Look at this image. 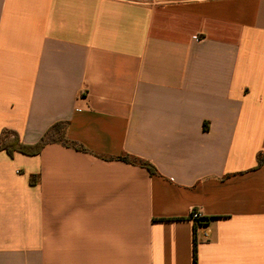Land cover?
<instances>
[{
    "label": "crops",
    "instance_id": "0c3cea01",
    "mask_svg": "<svg viewBox=\"0 0 264 264\" xmlns=\"http://www.w3.org/2000/svg\"><path fill=\"white\" fill-rule=\"evenodd\" d=\"M60 123L0 152V264H264V0H0V136Z\"/></svg>",
    "mask_w": 264,
    "mask_h": 264
},
{
    "label": "trees",
    "instance_id": "16d2710c",
    "mask_svg": "<svg viewBox=\"0 0 264 264\" xmlns=\"http://www.w3.org/2000/svg\"><path fill=\"white\" fill-rule=\"evenodd\" d=\"M65 128L66 126L63 123L54 125L45 133V135L39 140V142L34 145H27L23 143L18 133L6 130L2 132L0 136V152L5 151L11 157H13L16 153L24 154L27 156H36L39 155L47 145L52 143H62L65 146H72V144L64 139ZM73 147L78 150H83V148L79 146ZM121 160L128 164L138 165L146 168L151 175H157V171L154 166H152L148 162L129 156H125ZM258 162L259 165H262L264 163V156H260ZM199 222L200 220L196 223ZM194 264H198L197 243H195L194 247Z\"/></svg>",
    "mask_w": 264,
    "mask_h": 264
},
{
    "label": "built area",
    "instance_id": "2783aa9c",
    "mask_svg": "<svg viewBox=\"0 0 264 264\" xmlns=\"http://www.w3.org/2000/svg\"><path fill=\"white\" fill-rule=\"evenodd\" d=\"M191 218H192V220L197 222V221L201 220L202 216L200 213L194 211V212H192Z\"/></svg>",
    "mask_w": 264,
    "mask_h": 264
}]
</instances>
